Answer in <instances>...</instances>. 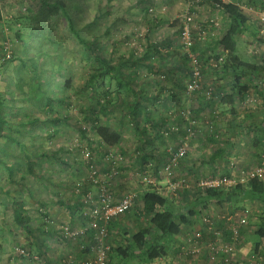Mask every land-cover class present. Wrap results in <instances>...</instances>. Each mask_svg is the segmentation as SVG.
Returning <instances> with one entry per match:
<instances>
[{"label":"rangeland","instance_id":"1","mask_svg":"<svg viewBox=\"0 0 264 264\" xmlns=\"http://www.w3.org/2000/svg\"><path fill=\"white\" fill-rule=\"evenodd\" d=\"M53 1L0 0V96L3 116L8 120L3 129L9 133V137L0 139V264H32L33 256L49 264H58L65 254H73L77 261L87 258L94 232L86 231L72 239L62 233L63 227H85L88 211L100 206L102 195L113 203L127 195L132 197V206L106 225V264H116L119 257L110 251L111 246H122L126 237L148 223L141 209V194L146 187H158L179 211L205 189L198 184L201 180L226 177L230 185L245 183L256 167L264 165V89L260 88L264 83V1L255 8L247 0H232L249 17L246 31L236 39L238 57L261 68L237 71L240 84H247L248 89L243 96L235 95L230 106L220 100L232 92L234 77L218 67L225 55L216 60L211 50L213 40L224 29V17L209 1L57 0L65 4L82 38L96 39L109 59L124 60L128 64L124 70L137 74L135 81L144 84L142 87L153 91L171 87L175 97L168 106L162 100L149 102L144 98L142 102L154 110L156 119L161 112L175 117L179 110L184 121L178 128L171 118L174 135L166 131L160 136L146 135L156 148L151 152L153 143H148L147 155L142 150L146 146L142 145L141 135L123 118L120 102L117 108L102 114V120L108 119L121 134L119 143L105 146V151L92 130L80 135L69 126L54 132L53 123H21L31 116H53L62 105L55 103L53 109L42 110L44 97L65 93L75 99L73 91L82 87L98 66L91 50L70 30V18ZM186 23L190 43L195 40L204 50L199 62L198 55L182 38ZM154 41L166 42L159 52H151L149 59L133 63L132 59L143 55ZM185 52L191 59L182 61ZM195 68L199 71L196 76ZM141 77L151 79L141 82ZM38 82L42 92L39 98L33 89ZM111 84L113 90L118 86L115 80ZM127 92L122 88L125 99L131 96ZM210 98L212 103L207 104ZM183 128L184 132H176ZM182 147L185 153L177 162H171L172 175L168 177L165 159L171 160ZM220 149L221 157L211 161ZM29 161L33 162L32 170ZM176 180L184 182L173 190L169 182ZM14 202L23 206L28 217L26 227L14 220ZM240 206L223 202L204 208L192 228H204L205 218L218 234L188 240L198 250L193 256L181 252L185 255H178L181 259L172 253L173 248L191 236L185 235L178 242L179 238L174 237L167 248L178 261L175 264H249L252 260L253 264H264V238L255 235L263 205L247 201ZM237 228L239 240L229 243V235ZM226 246L231 249L227 255ZM20 248L26 254H19ZM141 260L135 258L127 264H144ZM158 260L166 264V260Z\"/></svg>","mask_w":264,"mask_h":264},{"label":"trees","instance_id":"2","mask_svg":"<svg viewBox=\"0 0 264 264\" xmlns=\"http://www.w3.org/2000/svg\"><path fill=\"white\" fill-rule=\"evenodd\" d=\"M217 11L221 12L224 17V29L221 35L218 38L213 40L212 54L216 60L221 58V54L225 55V59L219 62L218 67L225 74H230L234 77V83L232 86V92L230 94L224 95L221 98V103L231 104L233 97L243 96L246 94L248 85L240 84V77L237 74V71L242 69H254L259 70L256 65L249 64L245 61L239 59L237 54V37L246 31L249 17L243 13L240 6L232 0H207ZM264 0H247L248 5L253 7H258L263 3ZM54 6H58L62 9L63 14L69 19L68 10L64 3L60 1H53ZM264 5V3H263ZM71 19V18H70ZM69 19V28L72 31L73 35L78 39V42L81 43L85 48L91 50L93 54V59L98 62V66L93 68V71L89 73L88 78L86 79L84 85L80 88L75 89V99H72V94L69 96L65 93L60 97H44V102L40 104L42 110L53 109L54 104L62 105V109L54 110V115L49 116L48 114L37 115L28 117L25 120H22L23 124H31L41 122L49 126V123H53V131L55 132L57 128L62 126H69L76 130L80 135H86L89 130H92L100 139V148L104 151L107 147L115 146L120 141V131L113 128L109 123L108 119L105 121L102 120V114L106 113L108 110L111 111L119 105V102L122 104L123 118H127V122L130 123L133 130L137 135H141L142 145L146 146L143 150L145 155L148 154L146 148L148 143H153L150 137L146 135H163L162 132L166 131L170 133L169 135H174V132L170 128V120L173 118V121L178 126L181 127L183 120V114L177 111L175 117L164 116L163 113H159L158 118L156 119L153 116L154 110H151L148 104H143L144 98L149 102H156L162 100L165 106H168L169 101L173 100L175 95L171 87H161L160 90H147L144 84H140L135 81V78L138 77L137 74H134L133 71H125L124 68L128 64L118 59H109L104 52L101 51V48L96 39L87 40L82 38V35L78 30L74 29L72 19ZM1 20V16H0ZM213 26V25H212ZM182 29V27H181ZM169 41V39H165ZM166 41H162L166 42ZM161 41H154L149 45L143 55L137 56L132 59L133 63L144 62V60L149 59L152 55L151 52H159L158 48L162 44ZM189 45L191 52L196 53L197 60L202 58L204 50L198 48L195 40L191 41ZM151 50V51H150ZM191 59L189 53L185 52L182 61ZM146 65L149 66V62H146ZM163 73V70L160 71ZM170 69L166 70L167 76L171 75ZM190 78L193 74V69H190ZM174 78V77H173ZM151 78H142L141 82L147 81ZM115 80L116 88L113 90L112 82ZM192 80V78H191ZM264 81H262L263 83ZM35 86L33 89L36 91L35 94L39 98L42 94L41 92V83ZM261 86V85H260ZM122 88H126L131 96L122 97ZM260 88L264 89V85ZM163 93L162 91H167ZM127 92V93H129ZM207 104L212 103V99L206 100ZM2 99L0 96V139L9 137V133L4 131L3 125L8 121L4 118V110L1 105ZM18 108V107H17ZM168 108V107H167ZM166 108V109H167ZM18 111V109H16ZM64 112H62V111ZM75 112V115L73 114ZM193 113L196 110H192ZM231 113L236 114L234 108H231ZM190 114V113H189ZM189 116V115H188ZM191 118L192 115L190 114ZM190 118V117H189ZM183 120V121H182ZM10 121V120H9ZM121 122V121H120ZM122 123V122H121ZM121 124L119 127L121 128ZM233 126V125H231ZM36 127V125H33ZM177 130V133L184 132ZM259 142V138L256 139ZM91 145V144H90ZM105 146H107L105 148ZM176 149L173 148V151ZM151 152H156L154 143L150 148ZM223 151V150H222ZM221 149L214 153L211 157V161H215L216 158L221 157ZM154 156V154H151ZM171 158V157H170ZM165 159L164 164L167 166L171 160ZM58 160V159H57ZM170 160V161H169ZM33 162L29 161V166ZM163 164V165H164ZM32 170V169H31ZM247 201H258L263 205L262 215L260 217L261 221L259 222V229L255 232L259 238H264V180L258 176L248 177L245 183H236L235 185H220L215 187H205L202 193L198 194L196 198L192 199L188 205H184L182 209L176 211L174 209V202L168 195L160 192L158 187L155 185H149L146 187L141 194L142 202V213L148 217V223L145 226L139 228L134 232L130 237H126L125 244L122 246L112 247L110 251L115 253L116 257H119V262L116 264H127L129 260L134 258L141 259L146 258L152 260L157 257L164 256L166 254L165 243L168 244L170 240H173L174 237H178L183 231V226H190L194 223L192 217H197L199 220V215H201L204 208H207L209 204L214 203H226L228 205H233L237 203L241 208L240 204ZM23 206L21 203H13V215L14 220L22 225L23 227L27 226L28 217L23 213ZM119 216V215H118ZM204 221V228H199L193 230L190 233L189 239H187L188 248L185 249L184 253L187 256H193L196 254L198 249H193L194 244H190V241H196L201 239L203 235H213L216 236L218 232L216 229H211L212 222ZM110 223V222H109ZM240 236V230L237 229ZM61 233V231H59ZM233 231L229 235V243H234L239 240V237L236 240H232ZM196 245V244H195ZM230 247V246H229ZM231 248V247H230ZM89 250V247L86 249ZM179 252L182 250L181 247H178ZM227 246L225 247L226 255L229 252ZM109 251V253H110ZM214 252H211V258H213ZM66 255V254H65ZM228 262V258L225 257ZM252 261H249V264H253Z\"/></svg>","mask_w":264,"mask_h":264},{"label":"built area","instance_id":"3","mask_svg":"<svg viewBox=\"0 0 264 264\" xmlns=\"http://www.w3.org/2000/svg\"><path fill=\"white\" fill-rule=\"evenodd\" d=\"M190 19L189 17L187 18ZM187 26L184 27L182 31V38L187 45H190L189 41V28L188 23ZM194 60V58H193ZM199 71L195 68L194 75H198ZM264 85V83H263ZM185 153V149L182 147L178 150V152L172 157L171 162L175 163L177 160L182 157ZM169 163L165 168L167 170V176L170 177L172 175V171L170 167L173 165ZM264 165L256 167L254 172H251V176H258L262 178V174L264 173ZM184 180H176L173 183H170V186L173 190H176L179 186H181ZM200 186L204 187H215L220 185H230V180L226 177H218L210 180H201ZM100 206L97 208L90 209L87 213V225L82 227L81 229H70L69 226H64L62 229V233L71 237L72 239H76L84 234L86 231H93V239L94 243L91 247V255L85 259L77 261L73 254H66L61 260L58 261V264H106L107 260V250L109 248L108 245L104 242V238L106 236V225L116 216L125 213L132 206V197L124 196L116 202L110 201L109 198H106L102 195L101 199H99ZM238 229V228H237ZM237 229H233L232 240H236L239 237V232ZM214 249V248H213ZM217 252V251H216ZM19 254H26L23 248L19 249ZM32 264H49L48 262L39 259L37 256H33Z\"/></svg>","mask_w":264,"mask_h":264},{"label":"crops","instance_id":"4","mask_svg":"<svg viewBox=\"0 0 264 264\" xmlns=\"http://www.w3.org/2000/svg\"><path fill=\"white\" fill-rule=\"evenodd\" d=\"M258 68H261V67H259V66H257ZM258 125V124H257ZM260 140V139H259ZM256 142H258L257 140H256ZM160 182H161V180H160ZM160 184L161 183H159V186H160ZM192 219H194L195 221H194V223L192 224V225H190V226H183V231L184 232H182L179 236H178V240H177V242L178 241H180V239H181V237H185V235H189L193 230H195L196 228H192V227H195V224H196V221L198 220L197 219V217L195 218V217H192ZM188 239V238H187ZM187 239H186V241H181L182 243H180V244H177L173 249H174V251L172 252L173 254H175V256L177 257V258H179V259H181L182 257H184L185 255H183V254H181V252L182 253H184V251H185V249L186 248H188L189 246H188V244H187ZM171 241V240H170ZM170 241L168 242V243H170ZM173 241V240H172ZM165 247H166V254L164 255V256H161V257H157V258H154V259H152V260H149V259H146V258H141L142 260H141V262H144V264H160L159 262V260L158 259H164V260H166V264H175V263H178V261L176 260L175 261V259H174V257H172V256H170V254H169V248H167V243H165ZM178 247H181L182 248V250L179 252V250H178ZM193 249H198L197 248V246L195 245L194 246V248ZM178 255H181L182 257H179ZM133 260H135V258L133 259ZM130 261V260H129ZM118 262H119V260H118ZM117 262V263H118ZM190 263V262H189Z\"/></svg>","mask_w":264,"mask_h":264}]
</instances>
